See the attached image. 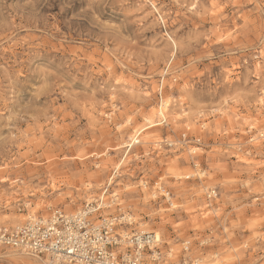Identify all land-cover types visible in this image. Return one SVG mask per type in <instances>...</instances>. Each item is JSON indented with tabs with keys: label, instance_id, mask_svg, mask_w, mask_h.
Listing matches in <instances>:
<instances>
[{
	"label": "rangeland",
	"instance_id": "374dc122",
	"mask_svg": "<svg viewBox=\"0 0 264 264\" xmlns=\"http://www.w3.org/2000/svg\"><path fill=\"white\" fill-rule=\"evenodd\" d=\"M215 2L0 0V225L106 189L105 214L172 249L160 264H264V0ZM182 134L195 153L165 143ZM34 262L0 247V264Z\"/></svg>",
	"mask_w": 264,
	"mask_h": 264
},
{
	"label": "built area",
	"instance_id": "2783aa9c",
	"mask_svg": "<svg viewBox=\"0 0 264 264\" xmlns=\"http://www.w3.org/2000/svg\"><path fill=\"white\" fill-rule=\"evenodd\" d=\"M165 143L169 147L187 146L193 154L202 142L199 137L190 139L187 134H182L179 142L167 140ZM190 178L186 176V179ZM157 193L169 209L173 208L174 196L167 188L159 185L153 197H157ZM105 194L106 189L100 196L86 199L72 212L56 208L48 216H30L22 223L0 225V247L36 257L41 264H160L173 255L172 249L164 253L163 242L156 238L155 232L127 231L125 226L132 225L130 212L105 214V210L117 201L116 195L111 193L113 199L107 204ZM218 198L217 188H207L209 206ZM116 206L119 207V203ZM182 245L184 252L190 251L189 240L183 241ZM191 262L183 259L180 264Z\"/></svg>",
	"mask_w": 264,
	"mask_h": 264
},
{
	"label": "snow or ice",
	"instance_id": "6c2138e0",
	"mask_svg": "<svg viewBox=\"0 0 264 264\" xmlns=\"http://www.w3.org/2000/svg\"><path fill=\"white\" fill-rule=\"evenodd\" d=\"M65 2L69 3V6H74V5H71V0H65ZM218 7H220V6L215 2V0H213L212 8L216 9ZM224 7H227V5H224ZM113 8H115V6H113ZM113 8L105 9L103 11V13H102L103 19L107 20V21H112V23L104 24L103 21H99V23H101L103 25L104 29L106 31H109V32H117L119 30V28L123 26V24H122V20H123V15H122L123 4H121L119 10H113ZM191 9H192L193 12H196V11L199 10V5L197 3H192L191 4ZM177 47L179 48L180 45L178 44ZM206 55L211 57L210 53H207ZM262 71H264V69H262ZM48 77H49V74L45 73L44 78L48 79ZM75 86L76 87H80V85L78 83ZM42 92H43V90H41V93ZM38 94H40V93H38ZM113 99H115V97ZM156 238L159 239V234L158 233L156 235Z\"/></svg>",
	"mask_w": 264,
	"mask_h": 264
},
{
	"label": "bare ground",
	"instance_id": "6f19581e",
	"mask_svg": "<svg viewBox=\"0 0 264 264\" xmlns=\"http://www.w3.org/2000/svg\"><path fill=\"white\" fill-rule=\"evenodd\" d=\"M263 67V66H262ZM165 107H166V109L167 110H169L167 107L169 106V104H168V101H166L165 102V105H164ZM163 109V108H162ZM165 109V110H166ZM163 112H165V111H163ZM169 113V112H168ZM165 114H166V112H165ZM159 115V114H158ZM162 117V116H161ZM263 136V135H262ZM116 194V193H115ZM157 233L159 234V239L161 240V235H160V233L159 232H156V235H157ZM162 241V240H161ZM21 254V253H20ZM22 255H27L28 257H31V259L33 258L34 260H39L38 258H36V257H32V256H30V255H28V254H26V253H22ZM42 260V259H41ZM40 261V260H39ZM30 264V263H29ZM32 264H36V262H34V263H32ZM54 264H63V263H61V262H55Z\"/></svg>",
	"mask_w": 264,
	"mask_h": 264
}]
</instances>
